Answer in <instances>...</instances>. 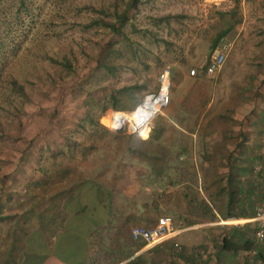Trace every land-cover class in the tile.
<instances>
[{
    "label": "rangeland",
    "instance_id": "obj_1",
    "mask_svg": "<svg viewBox=\"0 0 264 264\" xmlns=\"http://www.w3.org/2000/svg\"><path fill=\"white\" fill-rule=\"evenodd\" d=\"M216 49L222 65L207 74ZM164 67L170 102L140 134L114 129L112 114L157 91ZM226 162L227 184L236 196L249 191L244 218L253 216L264 201V0H0V264L29 262L31 244L18 260L24 231L86 179L106 183L132 212L142 207L126 214L130 234L174 213L201 241L215 218L205 188L218 193ZM243 162L251 168H234ZM243 223L229 238L207 231L211 244L227 238L230 257L238 240L252 241L251 255L242 244L231 258L264 264V241ZM168 243L158 253L177 255L181 244ZM156 246L128 264H160Z\"/></svg>",
    "mask_w": 264,
    "mask_h": 264
},
{
    "label": "crops",
    "instance_id": "obj_2",
    "mask_svg": "<svg viewBox=\"0 0 264 264\" xmlns=\"http://www.w3.org/2000/svg\"><path fill=\"white\" fill-rule=\"evenodd\" d=\"M242 132L238 130L237 133H231V135L242 136ZM222 135L230 136L229 133L224 134V132H222ZM192 136H195V134H192ZM237 145L238 143L231 145L233 148L231 151L235 152L234 148ZM238 147L240 146L238 145ZM231 151L225 150L227 160ZM256 151L253 148L249 152L256 155ZM212 165L213 163H210L209 166L211 167ZM229 167L230 165L226 162L224 167L226 177L223 181V186H218V193L214 189L209 191L205 188L207 196L203 197L205 201L203 206L210 208V212L212 211L211 214L215 218L213 221L202 225V228H206L203 240H196L195 242L194 239L198 234L193 229H190V226L177 228L176 226L178 225L175 224V227L179 230L178 236L176 235L173 239L168 240V244L172 249L173 244L170 245V243L176 238L182 246L181 250L176 251L174 249L177 255H171L169 251L166 255L161 254V252L158 253L160 248L164 247L168 241L154 247L156 248L154 251L161 256L160 264H237L238 262L231 257L233 256V258L239 260L236 253L242 251V244L245 246V252L249 255L252 254L253 246H250L252 241L249 244L248 241H245L244 244V242L238 240L235 243L234 253L230 257L226 255L228 253L227 250L232 252L231 247H233L231 245L228 246L227 238L230 235L226 233L227 231L236 232L241 229L243 222L249 223V221H252L251 224L254 226V229L251 230L252 234H254L256 227L255 221L251 220L252 216L244 218L248 215L247 212L250 211L245 207L250 204L249 191L243 197L240 195L236 196V190L230 189L231 187L227 184L228 180H232L229 177ZM234 168L241 171V169L251 167L247 162H243L240 164V169H237L239 168L238 164ZM232 178L234 177L232 176ZM225 185L227 186L225 187ZM65 190L63 189L62 191L64 192L60 193L54 201L46 203L45 212H47V215L41 221L39 220L42 223L34 224L32 228L24 231L26 233L22 236L20 246L22 252H20L18 260L26 256L25 254L30 250V244L35 245L36 250L33 249L32 251L33 257L29 254V262H21L19 264H128L131 258L138 257V255L142 258L136 257L137 259L143 261L148 259V255L144 251L150 249L144 247L141 250L142 246H139L132 239L128 227L129 221L126 222L127 220L125 219L127 213L141 216V206L135 204L137 205L135 206L136 209L132 212L125 207L122 200L116 198L114 189L106 185V183H100L93 179H86L83 182L80 180L71 184ZM220 191H222L221 194H219ZM185 209L187 210V207ZM171 215L176 220V214L174 215L173 213ZM131 216L134 217V215ZM233 219L236 220V223L231 224ZM175 220L174 222L176 223L177 220ZM247 226L245 225V227ZM120 229H126V233L122 234ZM211 229L217 232L222 230L224 232L223 236L227 237H223L220 241V246H213V237L207 232L211 231ZM253 238L255 240V235ZM124 249L132 250V252H123L122 250ZM56 250L58 255L55 254ZM103 254L105 258L102 257ZM119 254L120 257L117 256ZM115 256L119 258L113 261ZM29 258H32V260H29ZM251 260L248 257L244 264H251Z\"/></svg>",
    "mask_w": 264,
    "mask_h": 264
},
{
    "label": "built area",
    "instance_id": "obj_3",
    "mask_svg": "<svg viewBox=\"0 0 264 264\" xmlns=\"http://www.w3.org/2000/svg\"><path fill=\"white\" fill-rule=\"evenodd\" d=\"M223 58V51L219 49L213 51L208 65L205 68V72L207 74H213L219 70L222 65ZM158 82L159 85L157 91L146 95L143 101L135 108L134 113L142 109V114H136V116L132 119H129L127 122L125 121L123 126H115L114 129L120 130L123 129L125 125H129L131 132L139 133L141 127L150 124L152 118L170 102L169 67H164L159 72ZM147 98H149V101H153V104L148 107L144 105ZM251 220L256 223L254 232L255 240L257 242L264 241V201L256 208ZM175 226L174 219L171 215H162L151 226L136 225L132 227L131 237L135 241L143 243L146 247L156 246L164 243L165 241L171 240L177 235L179 230ZM174 246L177 247L179 245L175 242Z\"/></svg>",
    "mask_w": 264,
    "mask_h": 264
},
{
    "label": "bare ground",
    "instance_id": "obj_4",
    "mask_svg": "<svg viewBox=\"0 0 264 264\" xmlns=\"http://www.w3.org/2000/svg\"><path fill=\"white\" fill-rule=\"evenodd\" d=\"M148 99L149 98H147L144 102V105L147 107L151 106L153 104V101H149ZM140 113L142 114V109H140L138 112H135V113H134V111H132V112H117L115 114L113 113L112 119H111V123H112L113 128L115 126H119V125L123 126L125 124V121L127 122L129 119H132L133 117H135L136 114L139 115ZM144 126H147V125H144ZM143 127L140 128V131ZM140 131H139V133H140Z\"/></svg>",
    "mask_w": 264,
    "mask_h": 264
},
{
    "label": "trees",
    "instance_id": "obj_5",
    "mask_svg": "<svg viewBox=\"0 0 264 264\" xmlns=\"http://www.w3.org/2000/svg\"><path fill=\"white\" fill-rule=\"evenodd\" d=\"M144 128H145V126H144L142 129H144ZM142 129H141V130H142ZM146 135H147V134H146ZM146 135H145V136H146Z\"/></svg>",
    "mask_w": 264,
    "mask_h": 264
}]
</instances>
